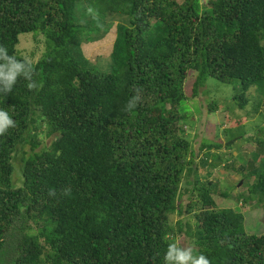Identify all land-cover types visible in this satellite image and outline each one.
<instances>
[{
  "label": "trees",
  "instance_id": "16d2710c",
  "mask_svg": "<svg viewBox=\"0 0 264 264\" xmlns=\"http://www.w3.org/2000/svg\"><path fill=\"white\" fill-rule=\"evenodd\" d=\"M117 18L111 70L98 71L83 43ZM24 33L45 37L37 62L17 49ZM0 46L33 69L0 93L16 121L0 135V264H165L186 238L210 264H264V233L247 230L241 207H219L209 180L222 163L254 178L235 197L264 210V139L247 168L211 152L224 141L204 142L198 165L184 128L190 72L194 97L209 78L238 80L235 104L244 109L254 88L255 111L264 107V0H0Z\"/></svg>",
  "mask_w": 264,
  "mask_h": 264
},
{
  "label": "rangeland",
  "instance_id": "374dc122",
  "mask_svg": "<svg viewBox=\"0 0 264 264\" xmlns=\"http://www.w3.org/2000/svg\"><path fill=\"white\" fill-rule=\"evenodd\" d=\"M206 3L207 0H202ZM120 18L115 20L114 25L105 36L94 42H84L83 50L86 56L91 61L94 69L102 72L111 70V59L108 60L113 44L116 38L117 23ZM20 42L17 49L24 57H27L32 62H37L45 53V37L42 33H24L21 34ZM196 78L195 72H190L185 83V92L190 100L184 105L188 115V121L184 125L186 135L192 142L197 158L195 163L200 165L201 159L204 157L206 150L201 147L206 141L223 142L224 144L232 145L230 148L226 146L220 149H212L214 154H220L228 163L234 164L236 167L243 166L247 168V158L255 159L254 154L258 146L257 141L264 139V107H260L255 111L254 106L257 103L256 91L251 88L247 93L250 101L244 109L239 108L234 100L236 95H241V84L238 80H233L230 83H222L216 79L209 78L204 87L199 89V93L194 97L193 86ZM213 105L214 111L210 108ZM39 122V121H38ZM262 130V131H261ZM39 139L43 145L50 144L52 138L45 136L43 126L37 131ZM228 134V135H227ZM228 145V146H230ZM30 149V144L25 146V150ZM37 148L36 150H39ZM23 157L22 150L15 154L13 164L15 171L13 174V186L20 187L23 185V171L21 159ZM245 157V158H244ZM257 163L264 166V154H259L256 158ZM225 162V161H224ZM210 181L217 184L218 193L215 195V200L219 207H241L246 213L247 230L250 233H264V210L256 209L252 204H243L237 201L235 195L247 190V187L254 178L242 179L241 172L228 170L224 163L212 170ZM207 168L200 166L196 176L203 178ZM187 187L186 184L183 183ZM232 186L231 196L223 197L220 192H224ZM191 188V186H188ZM189 193H185L182 202L186 205L189 202ZM184 219L188 221L191 215H173V220ZM184 248H192L191 240L186 238L181 240Z\"/></svg>",
  "mask_w": 264,
  "mask_h": 264
},
{
  "label": "clouds",
  "instance_id": "9594fccd",
  "mask_svg": "<svg viewBox=\"0 0 264 264\" xmlns=\"http://www.w3.org/2000/svg\"><path fill=\"white\" fill-rule=\"evenodd\" d=\"M32 71V66L28 62L9 55L7 48L0 46V93H10L20 77L31 81ZM28 87L34 88L36 84L30 82ZM15 126L16 121L9 113L0 109V135ZM193 250V248L178 247L176 243L169 244L164 262L165 264H210L203 254L194 255Z\"/></svg>",
  "mask_w": 264,
  "mask_h": 264
}]
</instances>
